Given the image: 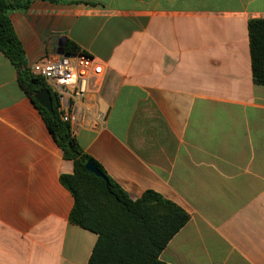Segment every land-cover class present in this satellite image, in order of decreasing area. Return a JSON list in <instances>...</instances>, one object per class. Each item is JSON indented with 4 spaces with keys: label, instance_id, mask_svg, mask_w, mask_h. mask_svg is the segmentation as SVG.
<instances>
[{
    "label": "crops",
    "instance_id": "crops-1",
    "mask_svg": "<svg viewBox=\"0 0 264 264\" xmlns=\"http://www.w3.org/2000/svg\"><path fill=\"white\" fill-rule=\"evenodd\" d=\"M27 67L60 39L102 67L104 119L74 138L131 200L189 219L166 264H264V86L247 22L264 0H34L9 14ZM63 157L0 51V264H87L97 235L69 222Z\"/></svg>",
    "mask_w": 264,
    "mask_h": 264
},
{
    "label": "trees",
    "instance_id": "trees-1",
    "mask_svg": "<svg viewBox=\"0 0 264 264\" xmlns=\"http://www.w3.org/2000/svg\"><path fill=\"white\" fill-rule=\"evenodd\" d=\"M33 1L0 0V51L16 69L20 89L41 114L63 157L73 163V173L60 176V182L74 201L69 222L97 235L87 264H166L159 260V255L189 216L153 191L131 200L78 146L68 125L58 119L54 100L48 112L33 98L45 84L29 72L9 19L12 12L27 11ZM247 32L252 82L264 86V19L249 20ZM64 52L80 51L67 42ZM88 160L105 175L108 185L85 170Z\"/></svg>",
    "mask_w": 264,
    "mask_h": 264
},
{
    "label": "built area",
    "instance_id": "built-area-1",
    "mask_svg": "<svg viewBox=\"0 0 264 264\" xmlns=\"http://www.w3.org/2000/svg\"><path fill=\"white\" fill-rule=\"evenodd\" d=\"M43 80L54 100L58 119L74 136L79 128L94 129L104 119V109L95 104L102 67L85 52L45 55L28 67Z\"/></svg>",
    "mask_w": 264,
    "mask_h": 264
},
{
    "label": "water",
    "instance_id": "water-1",
    "mask_svg": "<svg viewBox=\"0 0 264 264\" xmlns=\"http://www.w3.org/2000/svg\"><path fill=\"white\" fill-rule=\"evenodd\" d=\"M65 39H60L58 43L57 53H64ZM36 102L46 111H51L53 107L52 97L47 89H42L33 95ZM85 170L97 178L102 179L108 185L105 175L100 171L92 160H88L85 164Z\"/></svg>",
    "mask_w": 264,
    "mask_h": 264
}]
</instances>
